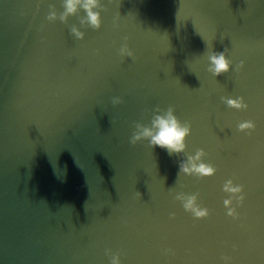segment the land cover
I'll list each match as a JSON object with an SVG mask.
<instances>
[{
    "label": "water",
    "instance_id": "1",
    "mask_svg": "<svg viewBox=\"0 0 264 264\" xmlns=\"http://www.w3.org/2000/svg\"><path fill=\"white\" fill-rule=\"evenodd\" d=\"M62 4L0 0V264H264V0H101L100 29L83 10L49 21ZM225 48L232 67L215 77L208 54ZM170 105L191 123L185 152L203 148L214 175L130 143L134 122ZM228 179L243 185L235 218Z\"/></svg>",
    "mask_w": 264,
    "mask_h": 264
},
{
    "label": "clouds",
    "instance_id": "2",
    "mask_svg": "<svg viewBox=\"0 0 264 264\" xmlns=\"http://www.w3.org/2000/svg\"><path fill=\"white\" fill-rule=\"evenodd\" d=\"M62 6L64 10L59 13V15L53 6V10L49 12L47 19L49 21H54L58 18L61 22L67 23L70 16H75L83 10L85 15L79 17L80 25L86 24L93 29H100L102 25L101 12L105 9L104 5L101 4V0H63ZM70 31L77 39H83L85 36V33L75 24L71 26ZM124 39L127 41L128 37L125 36ZM119 52L121 56H134V52L128 47L127 43L121 46ZM227 52L228 48H225L223 51H211L208 54V60L210 62L208 71L215 77L229 72L232 67V61L228 58ZM243 65L244 61L241 60L236 66V70L239 71ZM221 100L230 108L238 110L248 108V104L245 102L243 96L236 98L222 96ZM122 102V98L119 96L112 98L113 105ZM134 126L135 131L130 137V143L132 145H136L137 142L141 140H147L151 148L160 147L165 149L169 156L180 153L186 154V159L179 162V174L185 173L202 179L216 173V167L203 160V157L206 156V152L203 148L197 149L195 154L185 152L187 148L186 140L192 131L191 123L189 121H182L175 114L174 106L170 105L166 110L157 107L152 115L150 124L146 125L137 121L134 122ZM237 127L238 131L244 132L246 130H255L256 124L253 120L249 119L239 122ZM223 190L232 194V196L224 200V205L228 209L227 215L235 218L239 214L236 208L232 206L233 199L237 200L239 203L243 202V185L234 184L232 179H228L223 184ZM138 194L141 195L139 192ZM175 199L182 201L184 209L190 211L196 218H204L210 214L208 208L202 207L197 202L198 194L180 192L176 194ZM173 215L175 214L173 213ZM110 257L111 264H121L118 253L110 255ZM225 259L228 258L225 257Z\"/></svg>",
    "mask_w": 264,
    "mask_h": 264
}]
</instances>
